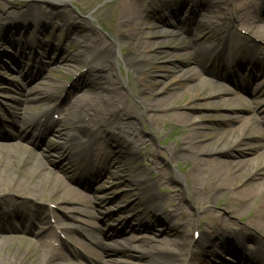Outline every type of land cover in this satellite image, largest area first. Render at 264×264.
<instances>
[{
  "label": "bare ground",
  "instance_id": "obj_1",
  "mask_svg": "<svg viewBox=\"0 0 264 264\" xmlns=\"http://www.w3.org/2000/svg\"><path fill=\"white\" fill-rule=\"evenodd\" d=\"M38 1L43 0L27 2L19 15L23 17L26 13L32 14L40 8L41 19L51 17L49 21L51 25H53L52 20L58 18L61 26L70 24L79 26L71 32L78 33L77 40L83 48L75 53L64 52L58 58L48 57V60H51L50 63L56 61L55 67L58 68L65 60L85 62V82L88 81V84L86 89L75 95H71V91L67 90L65 94V100L69 99L67 110L58 103L59 95L52 84H48L45 88L31 89H36L42 97L14 98L10 96L15 104L0 107L3 114L7 117L9 114L8 118L3 114L0 115V136L4 134V128L8 126L11 129L8 131L10 136L15 139L27 137L37 141L40 133L44 136L51 130L54 132L53 135L61 141L53 144V148L48 147V151L54 149L59 154L58 161L48 158L49 153L42 158L28 152L29 148L18 141L0 142V264H72L61 262L65 260V256L53 246L51 238L58 241L59 234L63 233L72 239L70 232L80 229V226L74 222L86 223L84 217L88 216V209L82 206V203H88L89 195L85 191L91 188L94 181L108 173L116 158L123 154V148L120 146L112 147L113 149L105 146L104 134L100 128L104 125L110 127L114 143L127 142L132 154L141 149L142 140L134 122L137 115L131 110L127 111L129 99L123 93L126 83L119 81L113 73L118 58L115 48L120 47L121 44L119 37L133 38L132 49L145 52L132 63L129 59L133 57L129 54L122 57L126 68L130 65L138 68L137 76L139 77L144 74L145 63L152 62L154 58L157 42L152 39L174 35L173 30H170L171 27L177 31L189 32L195 38L203 36V33L211 37L209 42L202 41L191 47L193 59L202 65L204 71H208L204 62L208 58L214 59L220 68L228 72L231 70L230 67L238 63H249L260 69L264 68V0H229L227 6L225 4L222 6L220 0H114L104 8V14L108 9L115 12L112 23L107 26L109 40L105 39V35L103 38L86 20L76 19L72 12L64 13L63 9L53 11L44 9ZM70 1L72 0H59L57 4L64 5ZM0 2V21L4 14L3 19L16 22L13 20L19 17L18 13L10 10V5ZM168 6H171L170 15L161 16L164 10H168ZM12 7L17 5L13 4ZM183 10L186 12L185 18H188L190 23L184 22ZM94 16L98 18L97 14L91 17ZM156 22L165 27L158 34L155 32L158 27ZM29 24L28 19L21 20L20 23L22 29ZM197 31L201 32V36L196 34ZM251 38H256L260 45L257 46ZM0 40L2 42L4 37ZM8 43L18 49L20 56L24 54L23 49H29L36 43L37 48L43 49L38 41L33 43L19 40L8 41ZM43 53L46 56V52L43 51ZM169 54L173 58H178L179 55ZM39 56L41 55L35 53V59ZM15 71L25 72L20 64L15 65ZM250 75L244 78V84L247 87L250 84L248 81ZM162 76L165 77V75ZM183 77L180 72H177L173 79ZM209 77L200 76L195 72L188 74L184 77L187 78L186 84L183 85L184 89H177L176 92L165 91L169 80L167 82L161 79L150 81L155 87L161 84V87L155 90V95L160 93L163 95L151 98L146 105L152 110H158L172 105L177 94H187L186 101L190 105L219 106L227 110L225 116L235 122L236 127H231L225 137L212 136L209 141L207 138L210 137H206L203 131L206 126L199 123L195 116L186 112L174 113V120L181 122L184 128L180 142L168 152L170 158H175L177 152L192 155L190 168L185 177L177 179L178 183L188 186L191 199L210 203L215 196L231 190L225 199V202L229 204L228 217L215 215L213 224L202 225L201 234L193 241L192 246L189 245L186 230L188 231V228L192 226V219L176 201L169 186H166L167 174L165 171H160V167L152 165V170H156V177L147 179L144 171L137 167L133 173L140 179L134 181L143 186L147 193L144 198L142 197L146 205L141 214L135 212L132 205L127 207L131 212H135L133 217L142 215L144 217L147 210L164 213V218L170 224H176L177 233L181 232L184 236L183 241L179 242L177 239L165 238L162 231H155L153 234L155 240L166 241L169 244L172 242L177 246L174 250L161 248L162 251L155 253V258L150 264H211L218 253L226 251H235L237 255L248 259L249 264H264L262 240L264 236V151L254 158L245 156L246 152L264 147V102H256L254 98H247L240 93H236L231 98L224 97L220 89L222 86L211 82ZM223 77L234 82L237 87H241V84L234 81L235 79L229 73H225ZM205 83L208 90L202 94L199 92L200 84ZM258 91L264 92V80L259 83ZM136 97L140 99L142 96ZM198 99L202 102L196 103ZM204 99L207 101L204 102ZM42 101H51L53 108L37 111V115L31 112L26 114L18 112L20 105H23L27 112L32 108L27 103ZM251 111L255 112L253 116L244 115V112ZM257 123L263 126V129L258 128ZM86 131L91 132L89 137L94 134V139L89 138L83 144L76 143L75 134H84ZM249 139H256L261 143H251L250 150L251 147H247ZM74 156L80 158V172L76 176H70V170L76 166L72 159ZM59 170L66 178L76 182V186L65 182L58 175ZM111 174L114 175L112 171ZM113 184L110 182L107 187L103 186L104 196L96 200L98 204L102 205L109 200V194L113 192L111 191ZM155 186L161 189L155 191ZM159 200L165 201L161 208L157 204ZM250 202L254 203L250 216L241 223H236V218L242 217L244 207L250 205ZM59 214L67 222L63 221ZM15 219L21 224L20 230L12 223ZM52 219H54L53 222ZM53 223H55L54 226ZM58 229L59 234H57ZM19 231L31 234L34 239L16 235ZM246 232H252L257 236L251 249L244 248ZM212 239H216L219 243L210 244ZM128 245L127 252L130 253L128 255L137 258L151 254L154 250L152 247L147 249L144 244L141 246L132 242ZM208 245L215 246L216 249L208 254L202 253ZM106 247L116 251L110 246ZM92 252L94 254L91 257L103 264H110L103 261L102 255ZM186 255L190 256L193 262L185 263ZM250 260L253 262L250 263Z\"/></svg>",
  "mask_w": 264,
  "mask_h": 264
},
{
  "label": "rangeland",
  "instance_id": "obj_2",
  "mask_svg": "<svg viewBox=\"0 0 264 264\" xmlns=\"http://www.w3.org/2000/svg\"><path fill=\"white\" fill-rule=\"evenodd\" d=\"M0 1H2L3 4L10 5V10L16 11L19 16L13 20L16 22H11L7 19H3L5 16L3 14L0 21V38L4 37V40L0 42V107H6L9 105L13 106L15 104L10 99V96L14 98L24 96L32 98L42 97L41 94H38L36 89H31L35 87L45 88L48 84H52L55 91L58 93L57 95H59L57 100L58 103H60L64 109H69V99L65 100L67 90L71 91V95H75L76 93L82 92L87 87L88 81L85 82V62L65 60L61 62V67L58 68L55 67L57 63L55 60L57 59L54 60L55 62L50 63L51 60L49 61L48 57L55 56L58 58V56L64 52L69 54L81 50L83 47L77 40L79 38L78 33L71 32V30L78 28L79 26H73V24L61 26V21H59L58 18L53 19V25H51L49 22L51 17H43L41 19L40 8L32 14L26 13L21 17L19 14L25 8V4L32 0ZM58 1L59 0H43L41 2L38 1V3H40L44 9L52 11L63 9L64 13L72 12L76 19L86 20L87 23H90L103 38L105 35L106 40L110 39L107 26L112 23L111 20L114 18L115 12L108 9L106 14H104V8L113 3L114 0H72L64 5L57 4ZM220 1H222V6L223 4L226 6L229 5V0ZM13 4H16L17 7L13 8ZM169 10L170 7L167 11L164 10L160 15L168 17L170 15ZM93 14H97L98 18L95 16V18H92L91 16ZM185 15L186 12L183 10L182 17H185ZM61 17L63 18V16ZM25 19H28L30 24L22 29L20 23L21 20ZM184 22L190 23V20L185 18ZM37 23L39 24L37 25ZM156 25L158 26L155 30L157 34L160 30L162 31L165 28L157 22ZM170 30H173L174 35L164 37L165 39H152L157 42V48L154 52L152 62L148 64L145 63L146 65L142 77L137 76L139 70L135 65H130L126 68L124 62H122V57L125 54H129L130 57H133L129 59V62L132 63L138 57L143 56L145 52H138L132 49V46H134L131 44V41L134 40L133 38L119 37L121 44L120 47L116 46L115 48V53L118 55V58L117 64L113 68V73L119 81L126 83L123 88V93L124 95H127V98L129 99L127 111L131 110L137 115L134 122L138 129L139 137L142 140L141 149L135 154H132L127 142H116L118 144L114 143L110 127L104 125L100 128L104 134L103 138L105 146L109 149L120 146L123 148V154L116 158L115 163H113V166L106 175L97 180V182L92 183V190H90L89 194L91 205L87 206L91 211V215L86 218L89 224H82L88 234L92 235V237L85 234L81 236L76 233V235L73 236L75 242H72L74 245L78 246V248L74 247L75 250L73 253L69 251V248L73 249V247L67 243V241L65 242V245L64 243L62 245L54 244V246L62 251L68 259L66 261H61L62 263L97 264V262L99 263V260L91 257L94 254L92 251H95L96 254L103 256V261L105 260V262H109L110 264H150L152 259L155 258V253L162 251L161 248L174 250L177 246V244H172V242L169 244L166 241L161 242L155 240L153 235L155 231H162V235L167 239H177L179 242L184 239L181 232L177 233L176 224H170L169 221L164 218V213H156L155 211L147 210V214L144 216L145 218L143 215L140 217H133L135 212L141 214L143 211L144 205H146L143 198L147 193V190H145L143 186L136 184L134 181L140 179L139 176L133 173V170L137 167L144 171V176L147 179H155L156 177V170H152V165L160 167V171H165L168 176L165 181L166 186H169L176 201L190 214L192 219L191 224L193 227L191 226L188 228V231L186 230V232H188L187 239L189 245L192 246L193 241L197 239L195 238V232L201 233L202 225L206 226L213 224L215 215L222 216L223 218L228 217L227 208H229V204L225 202V199L231 190L224 191L215 196L210 203L198 202L191 199L188 192V186L178 183L177 179L185 177L190 168L192 155L190 153L177 152L174 156L175 158H170L168 152L169 149L180 142L182 130L184 128V125L181 122L174 120V113L186 112L195 116L199 123L206 126L203 131L205 132L206 137H210L207 138V141H209L212 136L216 137L220 135L225 137L227 131H229L231 127H236L235 122L225 116L227 110L222 109L219 106L203 107L190 105V103L186 101L187 94H177L173 99L174 103L172 105H168L158 110H152L146 105L151 98L163 95L161 93L155 95V90L159 89L161 84L155 87L152 86L150 81L161 79L167 82L169 80V82L166 83L168 88H166L165 91L176 92L177 89H184L183 85L186 84L185 79H187L184 77L188 74L195 72L203 75L200 72V66L193 59L194 56L191 47L193 44L202 41L209 42L211 37L209 35L205 36L204 33L203 36H201V32L198 31L196 34L201 37L195 38L192 37L189 32L177 31L176 29H172V27ZM19 40H27L33 43L38 41L43 49L37 48L38 45L36 43V45L29 49H23L24 54L20 56L18 49L8 43V41ZM252 41L257 46L260 45L256 38L252 39ZM43 51L46 52V56L43 55ZM35 53L40 54L41 56L35 59ZM169 53L179 54L178 58L171 57ZM17 64L23 66L26 73L15 71V65ZM163 65L168 68L161 67ZM248 66L250 67L247 68L251 69L256 75L250 82L251 84L248 88V92L250 91L254 93L258 100H262L264 99V95L261 96L262 93L258 92V82L264 79V68L262 67L260 69L258 66ZM241 67L246 68L244 66ZM177 72H180V75L184 77L173 79V77L177 75ZM162 75H165V77ZM238 76H242V71L238 72ZM224 84L227 88L225 89L223 86L220 88L224 93L223 96L231 98L236 91L228 89V87H232L231 84L229 85L226 82H224ZM207 90L206 83L204 85L200 84V93L205 94ZM138 95L142 97L139 99L136 97ZM203 101L205 102L207 100L204 99ZM201 102L202 100H196V103ZM27 104L31 105L32 108L30 110L28 109L26 112L23 105H20L18 110L20 114H26L28 112L35 114L37 111L53 108L51 101L29 102ZM245 115L251 116L252 114ZM256 126L259 127L258 125ZM7 131H9V129H7ZM90 133L91 132L88 133L87 131L84 134L76 133L75 141L81 143L88 138L94 139V134H91L89 137ZM10 141H14V139L7 135V132H4L0 137V142L5 143ZM19 142L26 148H29L27 150L28 152H32L39 157L43 158V155L49 153V158L55 161L59 158V155L55 150L48 151L47 149L48 147L51 148L52 144L61 142L60 139L53 135V132H48V134L44 136H39L37 141L30 142L29 139H22L19 140ZM247 142V147H251L250 150L252 149L251 143H260V141L256 139H249ZM263 151L264 147L257 148L254 151L246 152L245 156H251L254 158L255 156L257 157L261 155ZM111 171L114 175L111 174ZM58 175L68 183L61 173L58 172ZM71 175H74L73 172H71ZM131 175L133 179L131 178ZM110 182L114 183L111 190L113 192L109 194L110 200L103 205L92 203L93 200H97V198L103 196L102 194H104V191H102V186H108ZM160 189L161 188H157L156 186L154 187L155 191H159ZM149 204L151 205V203ZM157 204L160 205L161 208V206L163 207L165 204V201L159 200ZM249 204L250 205L244 207L242 217L236 218V223H241L250 216L254 203L250 202ZM130 205L135 209V212H131L127 208ZM104 214H107V216L104 217ZM59 215L61 216V214ZM17 225L19 224L17 223ZM20 235L26 238H31L30 235ZM245 238L244 246L247 249H250L252 244L256 241L257 236L252 232H247ZM133 239H135L141 246L144 244L147 249L151 247L154 248V250H152V253L154 254L151 253L141 258H137L135 256H129L125 251L121 252L120 250L128 248V243L132 242ZM262 240L264 241V236H262ZM213 243L215 244L219 242L216 239H212L210 244L213 245ZM107 245L111 246L116 252L110 249L107 250L105 247ZM212 245H208L206 249H203L202 253L208 254L211 250H215V246L213 247ZM24 247H26V245H24ZM232 258V253H228L227 251L221 252L218 253V256L213 258L211 264H226L225 260H230ZM184 262L189 263L193 262V260L186 255L184 257Z\"/></svg>",
  "mask_w": 264,
  "mask_h": 264
}]
</instances>
